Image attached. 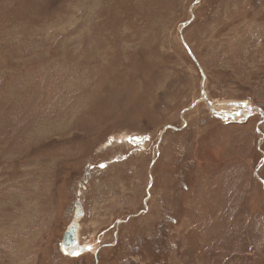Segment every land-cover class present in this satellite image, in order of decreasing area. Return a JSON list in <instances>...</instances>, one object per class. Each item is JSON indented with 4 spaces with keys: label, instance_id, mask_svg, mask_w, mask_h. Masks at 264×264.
Returning a JSON list of instances; mask_svg holds the SVG:
<instances>
[{
    "label": "rangeland",
    "instance_id": "1",
    "mask_svg": "<svg viewBox=\"0 0 264 264\" xmlns=\"http://www.w3.org/2000/svg\"><path fill=\"white\" fill-rule=\"evenodd\" d=\"M0 264H264V0H0Z\"/></svg>",
    "mask_w": 264,
    "mask_h": 264
},
{
    "label": "water",
    "instance_id": "2",
    "mask_svg": "<svg viewBox=\"0 0 264 264\" xmlns=\"http://www.w3.org/2000/svg\"><path fill=\"white\" fill-rule=\"evenodd\" d=\"M192 56L194 57L193 54ZM203 76L205 79L206 75L204 73H203ZM202 92L205 94L204 98L208 101L206 93H205L204 81L202 82ZM75 220H78V219L76 218ZM76 229H77V226L74 224V222H72L69 229H67V231L63 235L62 243H63L64 248H72L71 246L78 243L77 237H76ZM79 247H82V246L80 245Z\"/></svg>",
    "mask_w": 264,
    "mask_h": 264
},
{
    "label": "bare ground",
    "instance_id": "3",
    "mask_svg": "<svg viewBox=\"0 0 264 264\" xmlns=\"http://www.w3.org/2000/svg\"><path fill=\"white\" fill-rule=\"evenodd\" d=\"M76 221V220H75ZM74 221V222H75ZM80 245L77 243V244H74L73 246H71L72 248H65V249H68V250H70V251H77L78 250V247H79ZM82 249V250H84V248L85 247H79V249Z\"/></svg>",
    "mask_w": 264,
    "mask_h": 264
}]
</instances>
